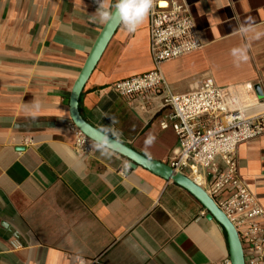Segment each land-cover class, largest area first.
I'll list each match as a JSON object with an SVG mask.
<instances>
[{"label":"crops","instance_id":"obj_1","mask_svg":"<svg viewBox=\"0 0 264 264\" xmlns=\"http://www.w3.org/2000/svg\"><path fill=\"white\" fill-rule=\"evenodd\" d=\"M185 2L203 47L161 66L166 89L124 98L113 88L154 68L148 15L133 33L120 23L79 99L89 124L169 166L179 145L161 128L167 93L211 79L228 110L264 115V35L239 30L264 33V0ZM97 9V0H0V264H219L230 258L228 234L187 189L142 166L125 168L127 158L102 155L92 140L91 155L75 150L70 98L108 22ZM235 47L248 50L239 66ZM236 161L264 209V136L238 146ZM180 173L217 205L225 197L212 195L202 168Z\"/></svg>","mask_w":264,"mask_h":264},{"label":"built area","instance_id":"obj_2","mask_svg":"<svg viewBox=\"0 0 264 264\" xmlns=\"http://www.w3.org/2000/svg\"><path fill=\"white\" fill-rule=\"evenodd\" d=\"M149 36L154 68L116 82L113 88L121 97L147 96L166 89L161 66L203 47L185 0H155L149 13ZM165 102L169 113L161 128H171L179 145L170 167L175 172L192 166L205 171L212 195L225 193L218 206L237 229L245 264H264V209L240 180L236 161L238 146L264 136V115L245 117L228 110L211 79L186 94L167 93ZM75 150L82 156L93 153L90 139L79 130ZM93 264L100 262L96 259ZM219 264L232 262L226 258Z\"/></svg>","mask_w":264,"mask_h":264},{"label":"water","instance_id":"obj_3","mask_svg":"<svg viewBox=\"0 0 264 264\" xmlns=\"http://www.w3.org/2000/svg\"><path fill=\"white\" fill-rule=\"evenodd\" d=\"M120 23V18L114 11L111 20L106 23L92 48L82 73L73 88L70 98V117L72 122L77 129L90 140L96 143L107 141L108 149L117 152L130 161V168L135 169L137 166H142L154 174L166 180L172 181L192 193L208 210V219L215 218L224 226L228 234L230 260L232 264H245L244 250L237 229L227 215L218 207L207 191L182 173L175 172L169 165L160 161L148 159L109 135H102V131L89 124L81 116L79 112V99L82 89Z\"/></svg>","mask_w":264,"mask_h":264},{"label":"clouds","instance_id":"obj_4","mask_svg":"<svg viewBox=\"0 0 264 264\" xmlns=\"http://www.w3.org/2000/svg\"><path fill=\"white\" fill-rule=\"evenodd\" d=\"M155 0H115V4H107L106 0H97L99 20L102 22L110 21L113 15V11L118 14L120 21L124 28L129 32L133 33L143 24L145 19L148 17L151 9L153 8ZM239 30L247 34L249 32H254L253 38L259 39L264 33L255 32L251 26L241 25ZM231 55L234 58V62L237 66L242 62H247L249 59L248 50L246 47H235L231 50ZM39 102H33V107L31 109L33 116L35 112L39 111ZM112 122L115 123V119L112 118ZM102 135L107 136L109 133L111 135H117L112 129H103ZM152 140L146 141L147 145H150ZM96 148L101 151L102 155H110L107 147V141H101L96 144ZM129 165L125 164V168Z\"/></svg>","mask_w":264,"mask_h":264}]
</instances>
